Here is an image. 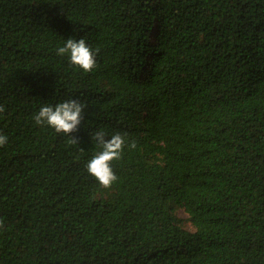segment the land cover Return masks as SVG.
Wrapping results in <instances>:
<instances>
[{"label": "trees", "instance_id": "1", "mask_svg": "<svg viewBox=\"0 0 264 264\" xmlns=\"http://www.w3.org/2000/svg\"><path fill=\"white\" fill-rule=\"evenodd\" d=\"M68 99L75 131L35 123ZM0 106V264H264V0H0Z\"/></svg>", "mask_w": 264, "mask_h": 264}, {"label": "clouds", "instance_id": "2", "mask_svg": "<svg viewBox=\"0 0 264 264\" xmlns=\"http://www.w3.org/2000/svg\"><path fill=\"white\" fill-rule=\"evenodd\" d=\"M56 51L57 55H66L71 64L85 72L91 71L96 66V50L84 38L69 37L64 40L63 46L58 47ZM84 108L83 103L77 99L64 100L55 105L42 104L34 114V120L37 125H46L58 133L68 135L81 124ZM3 110V106H0V112ZM91 136L92 140L100 145V151L88 161L87 170L100 185L107 188L117 180L110 162L121 156L125 138L118 132L110 136L106 135L102 129L96 130ZM7 143L8 136L0 133V146ZM130 146L135 147V144Z\"/></svg>", "mask_w": 264, "mask_h": 264}, {"label": "rangeland", "instance_id": "3", "mask_svg": "<svg viewBox=\"0 0 264 264\" xmlns=\"http://www.w3.org/2000/svg\"><path fill=\"white\" fill-rule=\"evenodd\" d=\"M179 217L181 219H184V218H187L188 216H187V214L185 212H183V210H180L179 211ZM188 228H190V226H188Z\"/></svg>", "mask_w": 264, "mask_h": 264}]
</instances>
